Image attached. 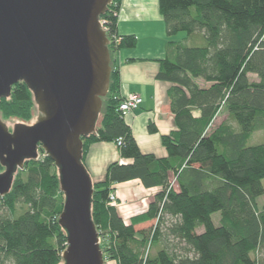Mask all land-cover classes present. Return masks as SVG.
<instances>
[{"label":"trees","instance_id":"16d2710c","mask_svg":"<svg viewBox=\"0 0 264 264\" xmlns=\"http://www.w3.org/2000/svg\"><path fill=\"white\" fill-rule=\"evenodd\" d=\"M121 5L113 0L102 16L113 57L110 89L97 131L83 137V163L99 142H115L126 161L112 162L105 179L93 183L92 218L104 256L116 264H264V143L248 144L264 130V0H159L167 36H187L169 41L159 60L157 78L173 83L177 125L162 137L166 157L143 153L119 111L114 56L137 45L135 35L118 33ZM36 107L33 91L19 82L1 99L0 114L28 121ZM222 110L230 119L215 125ZM136 179L160 191L128 223L110 194ZM64 203L58 167L40 144L39 158L17 170L0 198V264H59L68 241L59 224ZM18 206L26 208L17 214Z\"/></svg>","mask_w":264,"mask_h":264},{"label":"water","instance_id":"95a60500","mask_svg":"<svg viewBox=\"0 0 264 264\" xmlns=\"http://www.w3.org/2000/svg\"><path fill=\"white\" fill-rule=\"evenodd\" d=\"M112 1L0 0V101L24 82L38 109L35 122L15 123L12 131L0 114V198L17 170L39 158L41 144L65 195L59 216L68 238L64 264H105L83 137L97 131L110 89V41L100 18Z\"/></svg>","mask_w":264,"mask_h":264},{"label":"crops","instance_id":"0c3cea01","mask_svg":"<svg viewBox=\"0 0 264 264\" xmlns=\"http://www.w3.org/2000/svg\"><path fill=\"white\" fill-rule=\"evenodd\" d=\"M118 33L121 36L137 37L135 48H123L114 56L120 74V96L124 98L131 93H137L143 99L141 106L125 116V120L143 153L166 157L167 150L162 143V137L177 130V125L169 99V90L173 83L157 78L159 60L167 56L169 41L181 42L187 36L185 33L167 36L159 0H122L118 15ZM200 83L204 85L201 80ZM225 114L223 120H229L228 113ZM151 126L156 128V132L150 131ZM115 161L126 162L120 156L118 145L115 142H99L91 145L84 164L93 183H96L105 179L108 166ZM159 191L158 187L145 188L138 179L117 184L119 214L126 222L131 223L135 216L147 211ZM150 225L151 222L137 224L136 229H145ZM110 264L116 262L111 261Z\"/></svg>","mask_w":264,"mask_h":264},{"label":"rangeland","instance_id":"374dc122","mask_svg":"<svg viewBox=\"0 0 264 264\" xmlns=\"http://www.w3.org/2000/svg\"><path fill=\"white\" fill-rule=\"evenodd\" d=\"M101 18H102V16H101ZM112 60H113V57H112ZM111 64H112V62H111ZM226 112H224V111H222L221 112V114L219 115V117H218V119H217V121H216V123H215V125H218V124H220L221 122H222V120L225 118V116H226V114H225ZM37 117H38V109H37V107L34 109V111H33V116H32V118L30 119V120H28V121H24V120H22V119H20V118H17V117H10V118H2L3 119V121L5 122V124L8 126V128L12 131L13 129H14V124L15 123H26V124H31V123H33V122H35L36 121V119H37ZM101 119V118H100ZM99 124H100V122H99ZM262 143H264V130H261V131H257V132H255V133H253L252 134V136L250 137V139H249V142H248V144L249 145H258V144H262ZM41 157V156H40ZM4 169H2V171H3ZM263 185H264V180H263ZM117 194V193H116ZM141 199V198H140ZM117 201H118V198H117ZM117 201H116V203H117ZM139 201H141V200H139ZM139 201H137V202H139ZM261 202H264V198H261ZM25 208L26 207H22V206H18L17 207V214H20V213H22L24 210H25ZM216 216H215V218H218L217 217V215H219L218 213H216L215 214ZM141 224V223H140ZM101 238V237H100ZM103 245H104V241L102 240V238H101V246L103 247ZM104 253V252H103ZM104 258H105V264H110V260H108V259H106V257L104 256ZM59 264H64V262H63V260L59 263Z\"/></svg>","mask_w":264,"mask_h":264},{"label":"built area","instance_id":"2783aa9c","mask_svg":"<svg viewBox=\"0 0 264 264\" xmlns=\"http://www.w3.org/2000/svg\"><path fill=\"white\" fill-rule=\"evenodd\" d=\"M119 15V13H118ZM103 16V15H102ZM100 22L102 25L103 30H105V32L107 33V27H106V20L102 18H100ZM116 42H119L120 39L119 38H115ZM143 102L142 97L137 94V93H131L129 95H127L126 97H122V100L119 103V111L124 115L127 116L129 113H131L132 111L138 109L141 104ZM117 192H112L110 194V200L115 203L117 201ZM101 241V238H100Z\"/></svg>","mask_w":264,"mask_h":264}]
</instances>
